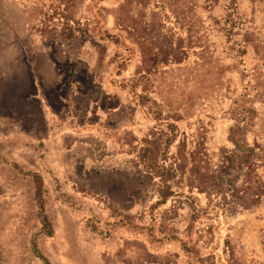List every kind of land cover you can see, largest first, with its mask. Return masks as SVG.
<instances>
[{"label":"rangeland","instance_id":"obj_1","mask_svg":"<svg viewBox=\"0 0 264 264\" xmlns=\"http://www.w3.org/2000/svg\"><path fill=\"white\" fill-rule=\"evenodd\" d=\"M39 254L264 264V0H0V264Z\"/></svg>","mask_w":264,"mask_h":264},{"label":"trees","instance_id":"obj_2","mask_svg":"<svg viewBox=\"0 0 264 264\" xmlns=\"http://www.w3.org/2000/svg\"><path fill=\"white\" fill-rule=\"evenodd\" d=\"M32 182L34 185V197L38 205V216L41 221V231L46 235H51L53 233L52 224L45 213L44 210V183L41 175L37 172L31 174ZM39 257L43 260L45 264H50L49 261L39 254Z\"/></svg>","mask_w":264,"mask_h":264}]
</instances>
